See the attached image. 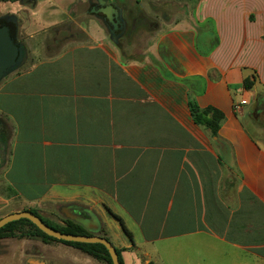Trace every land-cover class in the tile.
Wrapping results in <instances>:
<instances>
[{
    "label": "crops",
    "instance_id": "obj_1",
    "mask_svg": "<svg viewBox=\"0 0 264 264\" xmlns=\"http://www.w3.org/2000/svg\"><path fill=\"white\" fill-rule=\"evenodd\" d=\"M92 1H0L26 50L0 82V218L77 210L92 236L119 230L123 264H264V0H199L145 38L130 25L150 21L143 3L106 0L126 21L116 43L95 19L77 22ZM189 101L223 113L216 136ZM10 240L17 264L28 248L31 264L77 250ZM77 251L78 264H106Z\"/></svg>",
    "mask_w": 264,
    "mask_h": 264
},
{
    "label": "water",
    "instance_id": "obj_2",
    "mask_svg": "<svg viewBox=\"0 0 264 264\" xmlns=\"http://www.w3.org/2000/svg\"><path fill=\"white\" fill-rule=\"evenodd\" d=\"M101 8L98 10L99 13H103L107 16V19L111 22L114 30H118V26H121L122 33L113 37V34L109 32V37L113 43L124 34L126 30V21L122 17V10L117 7L114 3H108L106 0H97ZM0 19H6L14 26V33L11 30L3 26L0 28V82L6 78L11 73L18 70L26 60V50L20 43L16 40V29L17 21L13 16L0 17ZM116 19V23L114 22ZM2 163L1 149H0V165ZM73 214L68 216V218L75 224L86 228V225L79 221L77 210H73ZM21 219L28 220L31 222L38 230L43 232L45 235L52 237L54 239L73 242V243H84V244H101L107 251L112 264H120L118 261V255L112 244L103 237L98 236H86V235H72L65 234L44 224L41 219L35 216L29 211H23L18 213L9 214L5 217L0 218V228L4 227L6 224L15 222Z\"/></svg>",
    "mask_w": 264,
    "mask_h": 264
},
{
    "label": "trees",
    "instance_id": "obj_3",
    "mask_svg": "<svg viewBox=\"0 0 264 264\" xmlns=\"http://www.w3.org/2000/svg\"><path fill=\"white\" fill-rule=\"evenodd\" d=\"M5 2H16L19 0H0ZM255 81V77L253 76L252 79H245L243 83V88L245 90H250L253 83ZM188 108L192 117L193 122L203 127L211 136H216L217 132L221 126V123L224 119V115L222 112H220L217 109H214L212 107H207L203 110L199 109L198 106L193 102H188ZM7 135V128L4 120L0 117V139L3 136ZM33 213L35 216H37L41 221L46 224L47 226L55 229L56 231H59L61 233L65 234H72V235H86L89 236V234L79 225L71 222L66 221L63 225V227H54L49 222L42 219L36 211L31 210L29 211ZM119 224L124 232V234L131 239V235L129 232L125 229L122 222L120 220ZM22 237H36L40 238L41 240L45 242H56L61 243L66 246L72 247L74 249L79 250L80 252L96 259L100 260L106 264H112L110 257L106 251V249L101 244H84V243H73V242H64L57 239H54L52 237H49L45 235L43 232L38 230L31 222L25 219H21L15 222H11L9 224H6L4 227L0 228V239L1 238H22ZM104 237V236H102ZM105 238V237H104ZM108 240L107 238H105ZM116 253L118 255V261L120 264H123L120 251L116 249Z\"/></svg>",
    "mask_w": 264,
    "mask_h": 264
},
{
    "label": "rangeland",
    "instance_id": "obj_4",
    "mask_svg": "<svg viewBox=\"0 0 264 264\" xmlns=\"http://www.w3.org/2000/svg\"><path fill=\"white\" fill-rule=\"evenodd\" d=\"M121 1L125 3L127 2L132 3L134 1H140L141 3H143L142 7L144 9H147L148 12L150 13L151 16L149 15L150 21L148 23H144L143 19H141L139 21H136L135 26H134L135 27V33H134L135 37L133 38H145L148 36L149 30H151L150 28L152 27V25L158 24V22L162 21L161 19L162 15L167 14L168 18H175V16L178 17L179 19L183 18V16L188 11L194 8V6L197 4L199 0H170V3H161V2L152 3L151 1L153 0H121ZM134 10L135 12L142 11L139 6L136 8L134 7ZM91 19H95L103 27V29H105L104 25L90 14H86V16L78 19L77 22L79 23L85 22V24H87V22ZM244 122L247 123L248 122L247 119H244ZM41 215L44 216V213ZM44 217L48 219L46 215ZM66 221H71V220L63 212L57 211L53 223H50V222L49 223L54 227H63ZM98 226L100 227L99 228L100 234L101 232L107 234V230L103 224L100 223ZM85 229L86 228H84V230ZM114 233H120V232L119 230L117 232L114 230H111L110 234L112 236L109 234V236H107V239L113 246H116V243L113 237ZM88 234L89 236H91L93 233L88 232ZM15 246H16V243L13 240L0 242V250L4 249V252H5L4 254L0 255V264H17L16 257H15L16 253L14 251ZM63 249L64 250H59V249H56L55 247H50L49 249H47V254H48L47 257L49 256L51 258V260H48V262L53 261L52 259H55L58 262H51L52 264H78L75 261V256L77 255L80 256V254H78V251L71 250L68 247H63ZM40 250L41 249L38 247L35 248V251H36L35 253L41 254L42 252ZM27 251H31L30 248L26 250V253H29ZM21 264H24V260L22 261ZM148 264H152V263H148Z\"/></svg>",
    "mask_w": 264,
    "mask_h": 264
},
{
    "label": "flooded vegetation",
    "instance_id": "obj_5",
    "mask_svg": "<svg viewBox=\"0 0 264 264\" xmlns=\"http://www.w3.org/2000/svg\"><path fill=\"white\" fill-rule=\"evenodd\" d=\"M100 8H101V6L98 4V1L94 0V1L89 3L87 13L94 16L95 18H97L104 25L108 35H109V32H111L113 34V37L119 36L122 33L121 26H118V28H119L118 30H114L111 22L107 19V16L104 15L103 13L98 12V10ZM114 22L116 23V19H114ZM135 23H136V20L132 19L130 21L131 27H133L135 25ZM3 26L8 27L11 30V33H14V26L10 22H8L6 19H0V28ZM26 255L28 257H26V259H24V264H31L30 260L35 259L34 255L32 253H30V254L26 253ZM51 262H53V261H49V262L46 261L45 264H52Z\"/></svg>",
    "mask_w": 264,
    "mask_h": 264
}]
</instances>
